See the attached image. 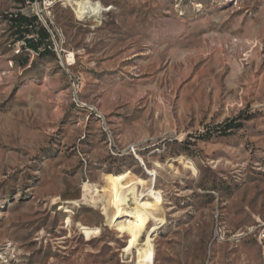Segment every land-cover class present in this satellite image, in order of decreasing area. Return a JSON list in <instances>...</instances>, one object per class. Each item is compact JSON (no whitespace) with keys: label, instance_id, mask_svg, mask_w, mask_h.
I'll use <instances>...</instances> for the list:
<instances>
[{"label":"rangeland","instance_id":"obj_1","mask_svg":"<svg viewBox=\"0 0 264 264\" xmlns=\"http://www.w3.org/2000/svg\"><path fill=\"white\" fill-rule=\"evenodd\" d=\"M128 172L161 194L154 264H264V0H0V264H135L63 204Z\"/></svg>","mask_w":264,"mask_h":264},{"label":"bare ground","instance_id":"obj_2","mask_svg":"<svg viewBox=\"0 0 264 264\" xmlns=\"http://www.w3.org/2000/svg\"><path fill=\"white\" fill-rule=\"evenodd\" d=\"M85 4L82 1L77 3L80 11L89 14L94 12ZM19 51L18 49L17 53ZM156 167L160 166L156 165ZM186 167L194 170L190 161L186 162ZM151 173L155 175V172ZM142 185L143 181L131 172L122 177L107 176L102 194L95 187L85 184L80 200L69 199L63 201V204L77 206L82 202L85 207L99 206L102 216L109 222L112 223L119 218L115 227H118L121 237L128 238L127 247L123 251L127 255H136L135 264H154L151 236L158 225L164 224L163 215L159 210L162 198L160 192L154 189L145 193L139 192L138 187ZM69 223L70 220L67 219V224ZM81 230L87 238L99 232L97 229L90 230L83 226Z\"/></svg>","mask_w":264,"mask_h":264},{"label":"trees","instance_id":"obj_3","mask_svg":"<svg viewBox=\"0 0 264 264\" xmlns=\"http://www.w3.org/2000/svg\"><path fill=\"white\" fill-rule=\"evenodd\" d=\"M28 2H33L34 0H27ZM11 22L15 25V34L17 41H23L25 47L27 49L33 50L37 52L40 48L41 42L44 40H49L51 35L46 28L39 29L37 32V36L39 40H34L33 38H29L31 33L33 32L31 29L33 28L34 23L38 22V18L36 16L26 17L23 15H15V17H11ZM44 54L40 53L39 55H47L50 54V51L46 48L43 51ZM241 123L234 124L230 123L226 125V130L232 128L241 127ZM224 129V130H225ZM221 135H226V132H222Z\"/></svg>","mask_w":264,"mask_h":264},{"label":"built area","instance_id":"obj_4","mask_svg":"<svg viewBox=\"0 0 264 264\" xmlns=\"http://www.w3.org/2000/svg\"><path fill=\"white\" fill-rule=\"evenodd\" d=\"M49 31V30H48ZM49 33H50V35H51V37L52 38H54V35H53V33L51 32V31H49ZM23 45H25V44H23ZM19 50H20V46H19ZM77 86L75 87V95H74V98L76 99V92H77ZM259 240L262 242V241H264V230L263 231H261L260 233H259Z\"/></svg>","mask_w":264,"mask_h":264}]
</instances>
